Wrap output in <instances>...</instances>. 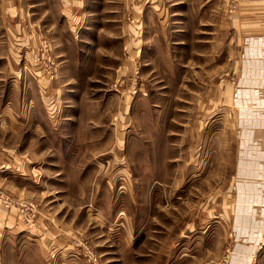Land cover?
<instances>
[{"label":"rangeland","instance_id":"1","mask_svg":"<svg viewBox=\"0 0 264 264\" xmlns=\"http://www.w3.org/2000/svg\"><path fill=\"white\" fill-rule=\"evenodd\" d=\"M236 10L0 0V264H264V34Z\"/></svg>","mask_w":264,"mask_h":264},{"label":"crops","instance_id":"2","mask_svg":"<svg viewBox=\"0 0 264 264\" xmlns=\"http://www.w3.org/2000/svg\"><path fill=\"white\" fill-rule=\"evenodd\" d=\"M233 2H236V12L234 15V19L232 22V27L233 29L236 30V35L239 36L242 40L244 38V36H248L251 38L255 37V36H259L260 33L264 34V18L261 20H257V18H255L254 16H257L258 14H263L264 15V0H233ZM257 14V15H256ZM245 31L246 34L245 35ZM248 44L245 46H256L257 47V43L258 42H254V41H248ZM251 43V44H250ZM242 44L244 46V42L242 41ZM259 44V43H258ZM255 48L252 47L248 50V52H252L251 55H247V59H250L251 57H255L254 50ZM246 50H244L245 52ZM252 62L254 63L255 61L252 60ZM236 67L234 69V73L235 74H244L243 72V66L242 64L239 63V61H237L236 63ZM252 74H256L255 71H252ZM257 78H251L250 80H248L247 82L243 83V85L245 84L247 88H249L248 90H246L244 93L247 98H250V101L248 102V104H254L255 99L258 98L259 96V92L255 91L254 89L257 88V85L259 84V81H257ZM243 93V92H242ZM121 136H125V133H122ZM242 155V154H241ZM236 159H238V166H237V171L240 173V175H242L244 173V165L243 162L239 161L240 159H244V157L240 156L239 154L236 155ZM240 191L243 192H247L250 189V186L248 185H243L240 184L239 185ZM245 198V201H248V197L247 195L243 196ZM256 197L254 196L249 202L252 203V206H255L253 204L257 202L258 204V200H255ZM244 201V200H243ZM258 212V211H257ZM262 213V210H259V215L258 217H260ZM258 223V222H257ZM256 223V225H257Z\"/></svg>","mask_w":264,"mask_h":264}]
</instances>
